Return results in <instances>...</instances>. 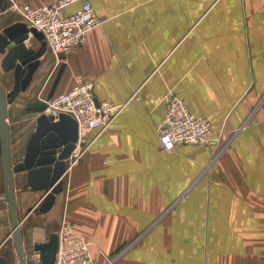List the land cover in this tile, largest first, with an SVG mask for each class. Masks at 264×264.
I'll use <instances>...</instances> for the list:
<instances>
[{
  "label": "crops",
  "instance_id": "1",
  "mask_svg": "<svg viewBox=\"0 0 264 264\" xmlns=\"http://www.w3.org/2000/svg\"><path fill=\"white\" fill-rule=\"evenodd\" d=\"M56 1L4 0L0 35L25 24L22 6ZM88 1L101 24L65 59L46 47L26 90L7 105L11 164L23 160L44 101L69 91L76 76L120 111L102 132L85 133L92 142L49 211L28 213L45 192L24 187L26 172L14 175L23 247L69 223L96 264L115 254V264H264V0ZM13 82L0 64L6 93ZM172 94L223 135L220 152L161 149L156 126ZM11 234L0 155V257L19 264Z\"/></svg>",
  "mask_w": 264,
  "mask_h": 264
},
{
  "label": "built area",
  "instance_id": "2",
  "mask_svg": "<svg viewBox=\"0 0 264 264\" xmlns=\"http://www.w3.org/2000/svg\"><path fill=\"white\" fill-rule=\"evenodd\" d=\"M75 3L78 5L75 12L66 15L65 9ZM20 12L25 25L41 33L46 47L61 58H65L72 48L81 45L87 34L101 24L88 0H58L37 8L22 6ZM27 43L28 41L26 47ZM119 111L120 107L108 100L96 101L92 82L81 76L75 77L74 85L69 91L49 99L44 113L46 116H52L56 120L60 114L68 115L78 127L77 140L66 162V170L79 161L92 142L85 133L90 130H95L97 134L102 132ZM156 132L159 145L166 152L172 151L177 145L189 144L222 149L223 135L214 137L211 124L206 119L191 114L185 102L173 94L166 101L165 116L157 125ZM57 239L53 264H95L90 244L84 237L76 234L70 225L59 228ZM106 264H114V260L107 259Z\"/></svg>",
  "mask_w": 264,
  "mask_h": 264
},
{
  "label": "water",
  "instance_id": "3",
  "mask_svg": "<svg viewBox=\"0 0 264 264\" xmlns=\"http://www.w3.org/2000/svg\"><path fill=\"white\" fill-rule=\"evenodd\" d=\"M4 4V0H0L2 9L5 7ZM32 37L40 42L36 50L26 47V42ZM45 51L46 43L42 34L23 23L8 27L0 35V56H3L0 61L1 67L5 73L13 71L14 77L11 91L6 93L0 84V155L12 240L19 264H26V258L15 209L14 175L26 172L24 187L32 191L45 192L39 203V211L42 213L49 211L55 196L62 190L65 162L74 149L78 136L77 124L70 116L60 114L55 120L52 116L42 114L36 120L37 127L27 144L23 160L15 165L11 164L6 108L20 92L26 90L39 66V58ZM57 245L56 234H51L46 242L34 245L33 249L40 253V264L54 263ZM0 264H4L2 257Z\"/></svg>",
  "mask_w": 264,
  "mask_h": 264
},
{
  "label": "rangeland",
  "instance_id": "4",
  "mask_svg": "<svg viewBox=\"0 0 264 264\" xmlns=\"http://www.w3.org/2000/svg\"><path fill=\"white\" fill-rule=\"evenodd\" d=\"M79 46V45H78ZM68 55V54H67ZM66 55V56H67ZM66 58V57H65ZM64 58V59H65ZM5 82V84H7L8 86L10 85V83L7 81H4ZM60 94V93H59ZM56 95H58V94H56ZM55 96V95H54ZM48 101H49V99L48 100H46V101H44V103H45V105H44V109H42L43 110V113L42 114H44L45 113V111H46V109H47V107H48ZM167 101V100H166ZM165 105H166V103H165ZM45 115V114H44ZM157 127V126H156ZM157 133V132H156ZM204 146V145H203ZM207 147V146H206ZM224 146H221L220 148H223ZM209 148H212V147H209ZM222 149H217V150H215L216 152H220ZM69 159V158H68ZM68 159L66 160V162H68ZM65 162V163H66ZM67 166H68V164H67ZM68 169H69V167H68ZM67 172V170H65V173ZM64 173V174H65ZM18 178V177H17ZM16 178V179H17ZM21 178H22V176H21ZM21 178H19L18 179V186H19V188L20 189H22V186H21V183H23V181H21ZM20 181V182H19ZM23 185V184H22ZM25 185V184H24ZM42 194H43V192H42ZM39 206H40V204L39 205H36V206H34L33 208H31L29 211H28V213L29 212H31V211H33V209H38L39 210ZM21 215H22V213H21ZM20 221H22V219L20 218L19 220H18V223H19V227H20ZM64 225H70L71 227H72V225L71 224H69V223H65V224H63L62 226H64ZM61 226V227H62ZM72 229H73V227H72ZM59 230V229H58ZM73 231H74V229H73ZM75 232V231H74ZM57 233H58V231L56 232V233H54V234H56L57 235ZM76 233V232H75ZM76 234H78V233H76ZM78 235H80V234H78ZM82 236V235H81ZM82 237H84V236H82ZM11 238H12V234H11ZM85 238V237H84ZM86 239V238H85ZM48 240V239H47ZM46 240V241H47ZM11 242L10 243H8V248H9V251H10V253L12 252V253H14V247H13V243H12V239L10 240ZM45 241V242H46ZM86 241L89 243V241L86 239ZM40 244V243H39ZM90 244V243H89ZM33 247H34V245H32ZM30 247L29 249H26V247H24V255H25V258H26V264H39L40 262H39V256H40V253L39 252H37V251H35L34 249H33V247ZM89 249H90V246H89ZM15 254V253H14ZM119 254H115V255H113V256H110V257H105V260H106V262H105V264L107 263V259H113L114 260V264L116 263V260H117V258L119 257L118 256ZM93 257V256H92ZM11 261L12 260H14V262H15V260H16V263H17V259L15 258V259H13L14 257H12V258H10V257H8ZM17 258H19V257H17ZM94 258V257H93ZM94 261H95V259H94ZM95 264H96V262H95Z\"/></svg>",
  "mask_w": 264,
  "mask_h": 264
},
{
  "label": "bare ground",
  "instance_id": "5",
  "mask_svg": "<svg viewBox=\"0 0 264 264\" xmlns=\"http://www.w3.org/2000/svg\"><path fill=\"white\" fill-rule=\"evenodd\" d=\"M77 132H78V127H77ZM37 244H39V243H37ZM36 245V244H35Z\"/></svg>",
  "mask_w": 264,
  "mask_h": 264
}]
</instances>
